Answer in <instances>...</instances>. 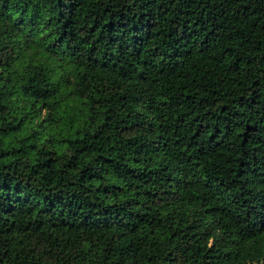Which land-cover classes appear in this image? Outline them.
<instances>
[{
	"label": "trees",
	"instance_id": "trees-1",
	"mask_svg": "<svg viewBox=\"0 0 264 264\" xmlns=\"http://www.w3.org/2000/svg\"><path fill=\"white\" fill-rule=\"evenodd\" d=\"M0 264H264V0H0Z\"/></svg>",
	"mask_w": 264,
	"mask_h": 264
}]
</instances>
